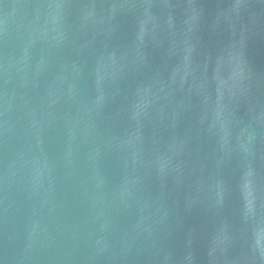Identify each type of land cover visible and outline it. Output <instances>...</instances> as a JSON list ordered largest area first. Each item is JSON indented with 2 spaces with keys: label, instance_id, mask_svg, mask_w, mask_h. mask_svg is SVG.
<instances>
[{
  "label": "water",
  "instance_id": "95a60500",
  "mask_svg": "<svg viewBox=\"0 0 264 264\" xmlns=\"http://www.w3.org/2000/svg\"><path fill=\"white\" fill-rule=\"evenodd\" d=\"M0 264H264V0H0Z\"/></svg>",
  "mask_w": 264,
  "mask_h": 264
}]
</instances>
